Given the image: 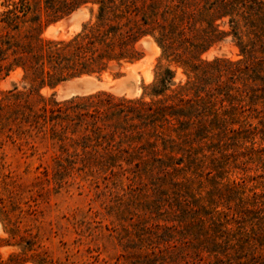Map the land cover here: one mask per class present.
I'll return each instance as SVG.
<instances>
[{"label": "trees", "instance_id": "16d2710c", "mask_svg": "<svg viewBox=\"0 0 264 264\" xmlns=\"http://www.w3.org/2000/svg\"><path fill=\"white\" fill-rule=\"evenodd\" d=\"M1 5L0 78L20 69L23 89L14 84L0 98V128L16 116H37L34 97L50 110L52 127L61 125L72 159L127 173L142 188L129 213L141 235L126 257L130 264H264V188H247L246 176L228 177L254 162L264 185V146H254L256 132H264V0ZM86 5L89 19L71 38L41 37L43 26ZM145 36L166 65L158 61L138 98L98 92L57 102L39 94L45 86L138 60L136 44ZM228 36L238 59L202 58ZM171 65L182 68L183 82L174 80Z\"/></svg>", "mask_w": 264, "mask_h": 264}, {"label": "rangeland", "instance_id": "374dc122", "mask_svg": "<svg viewBox=\"0 0 264 264\" xmlns=\"http://www.w3.org/2000/svg\"><path fill=\"white\" fill-rule=\"evenodd\" d=\"M89 16L88 5L82 6L43 26L41 37L69 39ZM136 48L141 54L136 61L99 75L72 78L53 88L45 86L39 94L57 102L98 92L138 98L143 86L154 78L161 49L150 36L141 38ZM214 56L240 57L231 36L214 44L202 58ZM160 62L166 65L164 60ZM171 67L174 80L183 82L182 68ZM21 75L16 69L0 78V98L14 84L23 89ZM30 105L37 116H16L0 128V264H130L126 257L137 250L141 235L130 226L136 218L131 219L129 213L141 202L142 188L127 173L82 167L69 156L70 143L63 146L61 125L52 127L55 121L50 120V110H42V103L34 97ZM248 120L257 125L259 118ZM254 146H264L261 130L254 136ZM261 174L260 166L248 162L245 171L232 169L228 177L239 180L246 176L247 188L258 192L264 188Z\"/></svg>", "mask_w": 264, "mask_h": 264}, {"label": "bare ground", "instance_id": "6f19581e", "mask_svg": "<svg viewBox=\"0 0 264 264\" xmlns=\"http://www.w3.org/2000/svg\"><path fill=\"white\" fill-rule=\"evenodd\" d=\"M144 40V39H143Z\"/></svg>", "mask_w": 264, "mask_h": 264}]
</instances>
